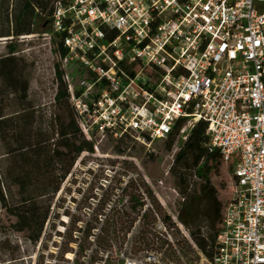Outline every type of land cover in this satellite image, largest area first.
Wrapping results in <instances>:
<instances>
[{
  "label": "built area",
  "instance_id": "2783aa9c",
  "mask_svg": "<svg viewBox=\"0 0 264 264\" xmlns=\"http://www.w3.org/2000/svg\"><path fill=\"white\" fill-rule=\"evenodd\" d=\"M50 21L48 34L20 41L48 42L96 154L97 137L151 149L174 135L185 143L203 123L233 187L210 257L196 264H264V0H62ZM121 259L177 264L158 252Z\"/></svg>",
  "mask_w": 264,
  "mask_h": 264
},
{
  "label": "trees",
  "instance_id": "16d2710c",
  "mask_svg": "<svg viewBox=\"0 0 264 264\" xmlns=\"http://www.w3.org/2000/svg\"><path fill=\"white\" fill-rule=\"evenodd\" d=\"M56 1L62 0H0V27L3 24L9 27L7 32L0 30V39H10L6 46L8 54L0 59V80L10 95L19 96L23 101L27 100L28 85L24 86L16 65L15 55L19 51V39L42 36L51 31L50 19ZM33 118L32 111L31 123ZM24 119V114L16 119L7 118L4 113L0 114V136L4 135L6 139L5 150L9 164L4 182L12 201L4 194L3 183H0V203L2 209L15 219L13 230L36 245L47 223L52 222V219L50 220L52 211L50 206L45 207L39 203L44 196L36 188L30 145L26 140L29 132L24 126ZM106 138L113 147L114 155L132 157L128 151L135 149L134 141L113 140L109 135ZM175 140L176 135L169 139L168 152L172 150ZM76 143L78 147L75 148L73 162L85 153L89 156L95 155L93 143L83 138ZM207 146L206 126L199 123L176 155L170 174L177 182L179 196L184 200L178 206V222L189 232L191 241L198 251L210 257L209 240L202 236L201 230L202 224L206 223L212 235L216 237L219 233L223 204L217 195L213 194L211 181L220 173L223 161L218 152L210 151ZM155 157V154L148 155L149 159ZM84 163L83 161L82 164ZM108 163L112 168L118 164L123 167V173L113 179L110 188L105 192L104 187H100L102 196L94 192L83 196L79 194L81 196L79 204L77 200H71L77 205V209L74 212L67 209L63 214L69 222L68 226L63 224L65 232L59 234V237L67 246H77L74 264H80L79 261L83 259H87L86 264H124V260L120 259L122 256L138 257L150 252H159L164 258L170 259L168 253L173 250V245L191 253L193 246L181 235L177 225L161 208L152 188L145 183L143 174L128 160ZM146 176L154 185L165 180V174L160 171L151 174L146 170ZM123 178H126L127 182ZM101 180L104 179H98V183ZM123 185L125 187H122ZM12 188L16 189L17 201H13ZM146 200L152 204L151 210L146 208ZM90 202H97V207L92 208ZM57 208L64 209L56 206ZM59 212L55 215L54 221L59 219ZM76 213L80 214L79 217H76ZM159 222L170 235L173 244L168 241L165 234L157 231ZM79 224L82 227L78 228Z\"/></svg>",
  "mask_w": 264,
  "mask_h": 264
},
{
  "label": "rangeland",
  "instance_id": "374dc122",
  "mask_svg": "<svg viewBox=\"0 0 264 264\" xmlns=\"http://www.w3.org/2000/svg\"><path fill=\"white\" fill-rule=\"evenodd\" d=\"M8 28L7 25L3 24L0 30L7 32ZM7 41L10 39H0V59L5 58L8 54ZM19 46V51L15 55L16 65L24 86L28 85L27 100L23 101L19 96L10 95L5 89V84L0 80V114L4 113L7 118L13 119L22 114L25 116L24 126L26 130L28 128L29 132L28 134L26 131L28 134L26 140L30 145L36 188L44 196L39 203L41 202L45 207H51L50 220L52 219V222L47 223L39 243L32 244L13 230L12 226L15 224V219L2 209L0 203V264H68V262L74 264L77 246H67L66 242L59 237V234L65 232L63 224L68 226L69 222L63 214L67 209H71L73 212L77 209V205H74L71 200H77L79 204L81 196L88 195L90 192L102 196L103 192L99 188L104 187L105 192L110 188L113 179L123 173V167L118 164L112 168L108 163L109 161L122 162L128 160L143 174V179L146 176V170L151 174H156L158 171L164 173L165 180L156 185L150 178H148L150 184H147L145 179L144 181L152 188L161 208L169 216H177L178 206L182 199L179 196L177 182L171 176L170 170L184 143L175 140L172 150L168 152V141L156 142L151 149L142 148L135 142V149L128 151L132 157L126 158L114 155L113 147L106 136L105 138L97 137L95 143L99 152L97 154L95 152L93 156L85 153L76 162H73L75 148L78 147L76 142L80 138H85L75 124L73 111L63 86L54 77V62L48 42L41 38L26 41L19 39ZM74 76L75 78L79 77L78 74ZM32 111L34 118L31 123ZM5 140L4 135L0 136V183H3V192L11 201L4 182L9 167ZM149 154H155V159H149ZM83 161L84 164H82ZM230 174L231 169L223 164L220 173L215 175L211 181L212 192L223 204V212L229 205L232 196L233 182ZM100 178L105 181L101 180L98 183ZM117 179L119 178L117 177ZM123 179L127 182L126 178ZM96 183L98 184L96 185ZM11 192L13 201H17L16 189L12 188ZM89 205L96 208L98 203L90 202ZM56 206L64 209H56ZM146 208L150 210L153 208L148 200H146ZM58 211H60L59 219L54 221ZM79 215L76 213V217ZM77 227L80 228L82 225L79 224ZM182 229L189 236V232L183 226ZM178 230L193 246L192 252L182 251L173 245L174 248L168 253V257L177 264H196L201 252L194 249V243L190 236L187 239L183 231L180 228ZM160 233L165 234L162 231ZM201 234L209 240L208 252H212L215 235H212L206 223L202 224ZM76 235L75 239L77 238ZM143 257L144 255L138 257L129 255L126 259L141 261ZM100 258L103 257L100 256ZM115 259L118 260L119 258L115 257ZM79 262L86 264L87 259Z\"/></svg>",
  "mask_w": 264,
  "mask_h": 264
}]
</instances>
